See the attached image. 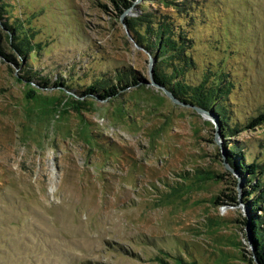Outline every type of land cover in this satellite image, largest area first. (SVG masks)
I'll use <instances>...</instances> for the list:
<instances>
[{
  "label": "rangeland",
  "instance_id": "rangeland-1",
  "mask_svg": "<svg viewBox=\"0 0 264 264\" xmlns=\"http://www.w3.org/2000/svg\"><path fill=\"white\" fill-rule=\"evenodd\" d=\"M126 1L0 0V264H249L227 158L264 167V0ZM161 16L192 40L187 86L230 80L225 120L150 84L135 33Z\"/></svg>",
  "mask_w": 264,
  "mask_h": 264
},
{
  "label": "trees",
  "instance_id": "trees-1",
  "mask_svg": "<svg viewBox=\"0 0 264 264\" xmlns=\"http://www.w3.org/2000/svg\"><path fill=\"white\" fill-rule=\"evenodd\" d=\"M118 13L131 5L126 0H111ZM186 6V5H185ZM188 12V8L177 11L176 15ZM1 16V15H0ZM174 20L167 17H160L158 23L148 19L140 23L145 28L142 33L136 32L135 39L155 58V67L152 73L153 81L166 88L177 100L196 106L205 111H212L217 114V119H226V109H223V103H226L227 96L232 88L228 77L206 72L202 76L198 86L189 87L186 84L185 75L187 72L196 70V63L191 57L192 40L188 38V30L181 25H176ZM5 27L11 31L8 25ZM12 32V31H11ZM13 34V32H12ZM14 41V35H13ZM14 43V42H13ZM17 52L25 57L20 45L14 44ZM28 50V47H27ZM168 70V71H166ZM169 72V73H168ZM26 82H31L26 79ZM46 84V83H45ZM131 84L137 85V80H132ZM61 85L64 86L62 83ZM125 86H127L125 84ZM118 87L103 89V93L95 86H89L82 93L97 95L101 99L114 95ZM223 102V103H222ZM220 121V131L223 132L225 124ZM264 121V113L252 121V126ZM228 162L236 169L246 182L250 184L245 194L247 202H251L250 210L254 215L250 222V236L254 250V257L259 264H264V189L261 187L262 180L260 176L264 175V167L251 161L248 164L239 161L234 162L232 157L227 158ZM249 264H254L252 258Z\"/></svg>",
  "mask_w": 264,
  "mask_h": 264
},
{
  "label": "water",
  "instance_id": "water-1",
  "mask_svg": "<svg viewBox=\"0 0 264 264\" xmlns=\"http://www.w3.org/2000/svg\"><path fill=\"white\" fill-rule=\"evenodd\" d=\"M148 73H149V75H151V73H152V59H151V57H149V59H148ZM150 84L153 85L154 87L158 88V89H161V91L163 92L165 97H167L173 104H178L181 106L192 108L197 114L201 115L203 118H206V116H208L210 118V114L207 112H204V110L202 111L201 108L192 107V106L185 105V104L178 102L169 91L164 89V87L160 86L159 84L155 83L153 80H151ZM218 133H219L218 128L217 129L215 128V134L217 135ZM223 165H224L225 169L235 177V171L232 170L230 167H228L225 163ZM236 180H237L236 189L238 190L239 186H240V182H239L238 178H236ZM248 220H249V217H248V215H246L244 224L246 226V238H247L248 248L251 252V255H252L251 258H252L253 263L259 264L257 262L256 258L254 257V250H253L251 238L247 234Z\"/></svg>",
  "mask_w": 264,
  "mask_h": 264
}]
</instances>
